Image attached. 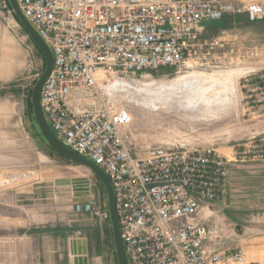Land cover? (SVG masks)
Wrapping results in <instances>:
<instances>
[{
	"label": "built area",
	"instance_id": "built-area-1",
	"mask_svg": "<svg viewBox=\"0 0 264 264\" xmlns=\"http://www.w3.org/2000/svg\"><path fill=\"white\" fill-rule=\"evenodd\" d=\"M16 1L54 59L40 91L44 118L62 144L96 163L109 177L128 263L257 264L245 260L240 246L211 245L226 237V230L203 221L212 203L227 195L231 159L211 147L157 146L138 153L132 115L115 102L110 84L128 74L180 71L216 61L215 51L224 40L202 39V24L239 12L254 22L264 16L263 4ZM0 19H16L8 0H0ZM242 150L244 159H264L260 144ZM106 207L84 209L109 222Z\"/></svg>",
	"mask_w": 264,
	"mask_h": 264
},
{
	"label": "rangeland",
	"instance_id": "rangeland-1",
	"mask_svg": "<svg viewBox=\"0 0 264 264\" xmlns=\"http://www.w3.org/2000/svg\"><path fill=\"white\" fill-rule=\"evenodd\" d=\"M238 18L223 34L216 61L180 71L128 74L113 80L110 89L115 102L132 115L138 153L157 146L211 147L231 159L227 195L203 217L207 224L222 226L227 236L210 244L240 246L246 261L264 264V253L257 255L264 249V159H244L240 153L256 144L264 149V31L261 23L245 21L244 14ZM43 63L17 18L0 19V264H45L52 249L66 250L69 242L85 236L90 254L100 256L98 264H117L110 221L84 209L107 205L104 187L90 169L53 151L28 111ZM182 80L195 81V110H177L149 97L138 102L115 85L153 87Z\"/></svg>",
	"mask_w": 264,
	"mask_h": 264
},
{
	"label": "water",
	"instance_id": "water-1",
	"mask_svg": "<svg viewBox=\"0 0 264 264\" xmlns=\"http://www.w3.org/2000/svg\"><path fill=\"white\" fill-rule=\"evenodd\" d=\"M16 18L21 23V26L25 29V31L28 33L30 39L33 41L35 46L38 48L39 52L41 53L43 59H44V69L39 77H37V80L35 81L32 90L30 91V102L32 105V113L33 118L35 120V123L38 127V131H40L43 139L46 141V144L60 157H63L69 161L75 162L77 164H80L82 166H85L86 168L90 169L99 179V182L102 183L107 196V207L109 214H110V223H111V230H112V236H113V243H114V251L116 255L117 264H129L125 252V248L121 232H120V225L117 215V211L115 208V195L114 190L111 184V181H109V177L107 174L99 168V166L91 161L90 159H87L83 156H80L79 154L72 151L70 148L65 146L61 143L60 140L54 135V133L51 131L50 126L46 122V119L44 118V114L40 105V91L42 88V85L46 79V77L50 74L52 71L54 64V59L52 52L45 42L44 39L41 38L40 34L37 32V30L31 26V23L27 20L25 15L21 13V9L19 8L16 0H8ZM115 260V261H116Z\"/></svg>",
	"mask_w": 264,
	"mask_h": 264
},
{
	"label": "crops",
	"instance_id": "crops-1",
	"mask_svg": "<svg viewBox=\"0 0 264 264\" xmlns=\"http://www.w3.org/2000/svg\"><path fill=\"white\" fill-rule=\"evenodd\" d=\"M231 1L234 3V5L237 6L238 5L242 6V5H246V3H249V1L246 0H231ZM240 14H244V18H245V13L239 12V14L238 13L228 14L226 15V17H223L219 20L204 22L202 24L203 30L201 31L202 35L200 37L206 39V38L218 36L224 40L223 34H227L228 33L227 31L231 30L232 25L238 23L237 20L240 19L238 18ZM245 21L248 20L245 18ZM257 22L263 25L262 30L264 31V16H262L261 19L257 20ZM89 225H92V223ZM77 234L78 233L76 232L75 236H77ZM88 244H89L88 237L85 236L69 242L68 243L69 248L66 250H62L58 246V248L52 249L50 251L49 257L51 260L44 263L45 264H92V260H93L94 262H96V264H98L99 262L97 260L100 258V256L98 255L96 256V253L93 255L90 254V251L88 249ZM257 252H260L257 255L261 256L260 254L264 253V249L257 250Z\"/></svg>",
	"mask_w": 264,
	"mask_h": 264
},
{
	"label": "bare ground",
	"instance_id": "bare-ground-1",
	"mask_svg": "<svg viewBox=\"0 0 264 264\" xmlns=\"http://www.w3.org/2000/svg\"><path fill=\"white\" fill-rule=\"evenodd\" d=\"M198 82H200V79H199V81H196V84ZM193 84H195V81H190V80L184 81V80H182L175 85H167L166 83H163V84H157L153 87H148V86L144 87V86H139L137 84L135 85V83H127V82H121V81L116 82L115 85H117L118 87L120 86V88H118V90H120L121 92L125 91L128 96H131V94H132L133 98H136V100L138 102L147 100L148 98L147 99H145V98L149 97V99H148L149 101H150V99L151 100L155 99L157 101H161L166 106H169L171 108L179 110V109H186V108L190 109V107L193 108L195 105H197L196 98L193 99L194 96L197 95L196 94L197 92L195 93L194 96H191L192 95L191 88L193 87L192 86ZM133 94H135V96ZM130 99H132V98L130 97ZM163 99H165V100H163ZM167 99H173V100L168 101ZM200 102H202V101H200ZM193 109L195 110V108H193ZM196 109H197V107H196ZM196 111L198 114V113H200L201 109L199 108ZM182 112H184V111H182ZM186 112H184V113H186ZM194 112H193V114H194ZM207 113H209V112L207 111ZM188 114H190V112Z\"/></svg>",
	"mask_w": 264,
	"mask_h": 264
},
{
	"label": "trees",
	"instance_id": "trees-1",
	"mask_svg": "<svg viewBox=\"0 0 264 264\" xmlns=\"http://www.w3.org/2000/svg\"><path fill=\"white\" fill-rule=\"evenodd\" d=\"M18 20V19H17ZM27 107H28V111L30 113V115L33 117V113H32V105H31V102H30V98H28L27 100ZM34 119V118H33ZM98 178V177H97ZM99 180V179H98ZM102 184V183H101ZM103 186V185H102Z\"/></svg>",
	"mask_w": 264,
	"mask_h": 264
}]
</instances>
